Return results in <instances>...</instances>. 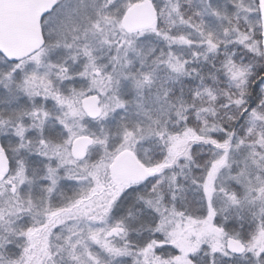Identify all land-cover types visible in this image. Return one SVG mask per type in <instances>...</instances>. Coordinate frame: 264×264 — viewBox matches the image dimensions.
<instances>
[{
	"label": "snow or ice",
	"instance_id": "6c2138e0",
	"mask_svg": "<svg viewBox=\"0 0 264 264\" xmlns=\"http://www.w3.org/2000/svg\"><path fill=\"white\" fill-rule=\"evenodd\" d=\"M0 264H264V0H0Z\"/></svg>",
	"mask_w": 264,
	"mask_h": 264
}]
</instances>
